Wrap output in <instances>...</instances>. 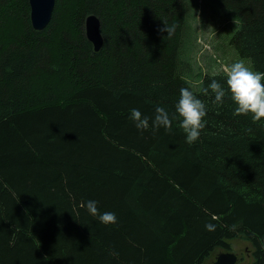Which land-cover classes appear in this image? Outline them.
Listing matches in <instances>:
<instances>
[{
  "label": "trees",
  "instance_id": "trees-1",
  "mask_svg": "<svg viewBox=\"0 0 264 264\" xmlns=\"http://www.w3.org/2000/svg\"><path fill=\"white\" fill-rule=\"evenodd\" d=\"M197 2L56 0L36 30L29 0H0V264H215L221 251L264 264V118L234 116L230 93L220 105L203 94L213 78L226 87L222 69L190 74ZM210 4L234 29L235 56L264 72V0ZM182 87L207 107L192 145L177 120L151 126L157 106L176 112ZM88 200L117 223L91 216Z\"/></svg>",
  "mask_w": 264,
  "mask_h": 264
},
{
  "label": "clouds",
  "instance_id": "clouds-1",
  "mask_svg": "<svg viewBox=\"0 0 264 264\" xmlns=\"http://www.w3.org/2000/svg\"><path fill=\"white\" fill-rule=\"evenodd\" d=\"M161 31H166L169 36L174 31V27H168ZM226 77V87L217 79H212L203 88V94L214 96L213 103L220 105L224 102L226 95L230 93V99L235 103L234 116H251L254 123L260 122L264 118V72L253 70L243 59L232 62L222 69ZM176 112L172 115L164 108L157 106L155 117L151 126L159 130L163 127L168 132L172 131L173 120L179 122V127L186 135V142L194 144L200 138L201 131L206 126L204 118L207 115V107L203 100L189 88L180 89V98L175 106ZM129 119L133 121L135 127L143 132L149 129L150 117L143 116L138 109L130 110ZM93 217H96L102 224L109 225L117 223V216L114 212H101L98 201L88 200L80 205ZM208 230H214V225L207 224Z\"/></svg>",
  "mask_w": 264,
  "mask_h": 264
},
{
  "label": "rangeland",
  "instance_id": "rangeland-1",
  "mask_svg": "<svg viewBox=\"0 0 264 264\" xmlns=\"http://www.w3.org/2000/svg\"><path fill=\"white\" fill-rule=\"evenodd\" d=\"M211 1L213 0H198V6H196L197 13L194 18H190L188 21V41L184 49L186 51L190 47V53L186 52L183 59L189 63L190 74L192 76H195L198 72L219 71L232 62L241 59L235 56L236 52L229 44L230 32H234V29L226 25L227 21L225 22L226 18L222 10L215 9L216 5L214 4V7L210 4ZM69 14L70 11H66L64 21L65 18L69 17ZM64 21H62V24L65 23ZM247 60L251 65V61L249 59ZM244 244L235 243L243 251ZM231 252L240 255L241 258H239L237 264H253V260L248 253L242 254L241 251Z\"/></svg>",
  "mask_w": 264,
  "mask_h": 264
},
{
  "label": "water",
  "instance_id": "water-1",
  "mask_svg": "<svg viewBox=\"0 0 264 264\" xmlns=\"http://www.w3.org/2000/svg\"><path fill=\"white\" fill-rule=\"evenodd\" d=\"M31 9V21L34 29L42 30L52 19L56 0H29ZM85 30L88 39L92 42L95 51H99L104 44V36L101 31V20L98 15L90 14L85 20ZM238 254L227 251L218 253L215 264H237Z\"/></svg>",
  "mask_w": 264,
  "mask_h": 264
},
{
  "label": "flooded vegetation",
  "instance_id": "flooded-vegetation-1",
  "mask_svg": "<svg viewBox=\"0 0 264 264\" xmlns=\"http://www.w3.org/2000/svg\"><path fill=\"white\" fill-rule=\"evenodd\" d=\"M238 256H239V258H241L240 255H238Z\"/></svg>",
  "mask_w": 264,
  "mask_h": 264
},
{
  "label": "bare ground",
  "instance_id": "bare-ground-1",
  "mask_svg": "<svg viewBox=\"0 0 264 264\" xmlns=\"http://www.w3.org/2000/svg\"><path fill=\"white\" fill-rule=\"evenodd\" d=\"M101 20V19H100Z\"/></svg>",
  "mask_w": 264,
  "mask_h": 264
}]
</instances>
